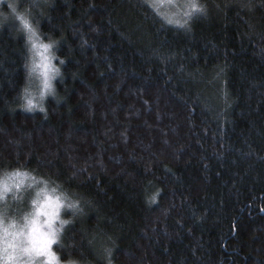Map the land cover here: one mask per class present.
I'll use <instances>...</instances> for the list:
<instances>
[{"label":"trees","instance_id":"trees-1","mask_svg":"<svg viewBox=\"0 0 264 264\" xmlns=\"http://www.w3.org/2000/svg\"><path fill=\"white\" fill-rule=\"evenodd\" d=\"M174 1L18 0L64 61L43 110L0 25V170L75 194L66 264H264V0Z\"/></svg>","mask_w":264,"mask_h":264},{"label":"clouds","instance_id":"clouds-1","mask_svg":"<svg viewBox=\"0 0 264 264\" xmlns=\"http://www.w3.org/2000/svg\"><path fill=\"white\" fill-rule=\"evenodd\" d=\"M23 16L30 22L27 8L19 7L18 0H7L0 8V25L14 22L16 30L25 35L30 53L28 74L36 79L35 87L23 90L25 105L29 103L26 97H30L31 108L43 110L49 97L58 102L56 80L63 75L64 61L56 63L57 40L45 43L47 55L33 44ZM30 24L38 31V25ZM22 171L23 175L12 176L0 170V260L3 264H66L58 250L59 242L71 222L67 213H74L79 201L59 183ZM16 204L21 206L13 207Z\"/></svg>","mask_w":264,"mask_h":264},{"label":"snow or ice","instance_id":"snow-or-ice-1","mask_svg":"<svg viewBox=\"0 0 264 264\" xmlns=\"http://www.w3.org/2000/svg\"><path fill=\"white\" fill-rule=\"evenodd\" d=\"M187 7H188V9L190 10V11H188V12H185V16H189L191 13H192V11L194 10V11H196V12H203L204 11V7H203V5H200V4H198V3H196V0H189V3H188V5H187ZM22 22H23V24H24V27L28 30V32H29V38L30 39H32L33 40V37L36 35V30L31 26V24H30V22L28 21V18H27V16H23L22 17ZM171 22V21H170ZM175 23H182L181 21H179V20H177V21H174ZM184 23H186V21L184 22ZM33 44L35 45L36 44V41H34L33 40ZM39 47L41 48V49H44V50H47V47H48V45L47 44H45V43H41V44H39ZM47 67V65H46V62H45V68ZM47 73L45 72V75H46ZM25 91L27 92V88L25 89ZM28 100H29V103L27 104V105H24L25 107H28V108H31L33 105H32V103H31V98L30 97H26ZM108 253H109V255L111 254V250H106ZM109 264H111V262L109 261Z\"/></svg>","mask_w":264,"mask_h":264},{"label":"rangeland","instance_id":"rangeland-1","mask_svg":"<svg viewBox=\"0 0 264 264\" xmlns=\"http://www.w3.org/2000/svg\"><path fill=\"white\" fill-rule=\"evenodd\" d=\"M155 2H157V3H160L161 5H163V4H169L170 5V3H172L169 7H171V9L172 10H174V8L176 7V5H175V3H173V2H175L174 0H154ZM181 1V0H180ZM4 2V0H0V4L1 3H3ZM182 2L184 3V4H186V7H187V5H188V1L187 0H182ZM4 5L6 6V2L4 3ZM164 6V5H163ZM185 6V5H184ZM166 7V6H165ZM171 15V14H170ZM171 16H173V15H171ZM33 40L34 41H36V45L37 46H39V44H41V43H46V42H44L43 40H41V38H39V36H38V33H37V31H36V35L33 37ZM40 50H42V51H45V54L47 55L48 54V50H44V49H40ZM35 84H36V79H35V77H31V85L32 86H34L35 87ZM16 175H20V174H14L13 176H16ZM15 206V205H14ZM13 206V207H14ZM0 264H3V261L2 260H0Z\"/></svg>","mask_w":264,"mask_h":264}]
</instances>
